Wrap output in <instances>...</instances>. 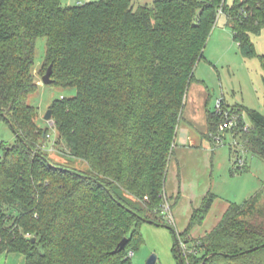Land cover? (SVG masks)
<instances>
[{
  "label": "trees",
  "instance_id": "obj_1",
  "mask_svg": "<svg viewBox=\"0 0 264 264\" xmlns=\"http://www.w3.org/2000/svg\"><path fill=\"white\" fill-rule=\"evenodd\" d=\"M224 14L243 57L257 56L251 36L264 30V0H0V114L17 134L0 158V257L25 264H132L143 245V219L172 227L160 215L189 88L210 34ZM47 40L43 71L53 86L75 89L53 102L62 155L87 163L82 172L54 163L48 129L29 98L38 38ZM264 84V55L259 57ZM245 111L237 133L264 161V115ZM224 111H231L223 103ZM243 116V115H242ZM224 119L207 113L209 133ZM237 173L245 167L236 168ZM235 174L234 170L231 172ZM110 193V194H109ZM264 181L243 204L231 203L218 226L198 240L216 196L195 210L173 253L183 264H264ZM175 230V229H174ZM128 239L127 245L119 244Z\"/></svg>",
  "mask_w": 264,
  "mask_h": 264
},
{
  "label": "rangeland",
  "instance_id": "obj_2",
  "mask_svg": "<svg viewBox=\"0 0 264 264\" xmlns=\"http://www.w3.org/2000/svg\"><path fill=\"white\" fill-rule=\"evenodd\" d=\"M91 1L99 0H61L63 6H76ZM136 7L152 5L158 0H132ZM236 0H227L232 6ZM242 1V0H241ZM257 56L247 59L242 56L239 45L235 42L232 30L227 26V18L221 14L216 27L210 34L204 51V58L197 64L184 109L183 119L179 126V134L183 130L192 131L202 141H205L210 150H215L214 167L208 169L204 177L213 185L212 193L218 192L221 197L236 204H243L252 198L262 188L264 181V161L247 152L243 145L242 135L227 133L222 144L217 145L209 140L207 113L216 111L217 103L222 101L230 107V116H240L251 126V121L242 108L258 111L264 115V84L262 81V66L259 57L264 55V30L258 35L251 36ZM47 40L43 37L36 42L35 62L33 74L38 90L30 96L29 104L38 110V125L48 129V138L45 148L50 159L57 164H67L73 169L87 172L89 166L81 160L71 159L62 155L64 147H55L58 136L54 128V122L45 119L47 112L54 101L76 96L75 89H63L61 87L46 85L43 77L46 70L43 66L46 58ZM243 115V116H242ZM17 137L7 122L0 117V158L4 156L5 149L16 143ZM179 139L176 140L178 147ZM178 156L175 153L172 160ZM244 161L245 171H235L237 163ZM234 170L235 174L231 172ZM213 171V172H212ZM170 178L169 171L166 180V191L179 186L181 178ZM204 181V179H203ZM171 184H170V183ZM182 198V197H181ZM172 205V200H168ZM180 201V199H179ZM264 204V197L262 198ZM177 233L179 228L174 223ZM144 243L134 253L132 264H148L152 256L157 257L156 264H179L175 258L173 249L176 244L174 234L167 228L157 227L144 223L141 226Z\"/></svg>",
  "mask_w": 264,
  "mask_h": 264
},
{
  "label": "crops",
  "instance_id": "obj_3",
  "mask_svg": "<svg viewBox=\"0 0 264 264\" xmlns=\"http://www.w3.org/2000/svg\"><path fill=\"white\" fill-rule=\"evenodd\" d=\"M204 138L199 141V138L187 129L183 130L182 135L178 131L176 138V140L179 139L178 147L176 146L178 156L175 158L177 160H171L170 162L169 175L172 179L175 177L176 179L181 178V180H178L179 186L172 187L170 192L166 191V197L168 200H172V205L174 204L172 215L180 234L188 229L194 211L200 209L205 197L210 192L212 193L214 187L204 177L207 175L208 169L214 167L216 151L210 150ZM209 140L212 139L209 138ZM214 195L216 199L204 222L190 231V240H198L213 231L223 219L231 203H233L221 197L216 191ZM25 263L26 258L22 254H5L0 257V264ZM222 264L229 263L224 262Z\"/></svg>",
  "mask_w": 264,
  "mask_h": 264
},
{
  "label": "built area",
  "instance_id": "obj_4",
  "mask_svg": "<svg viewBox=\"0 0 264 264\" xmlns=\"http://www.w3.org/2000/svg\"><path fill=\"white\" fill-rule=\"evenodd\" d=\"M216 111L219 114L224 115V119L221 122V124L219 125L218 131L216 132V134L211 135V139L217 145H219V144L223 143V140L225 139L227 133H232L235 135L237 133V130L242 129V127H240V121H239L240 116L239 117L238 116H230L228 114L229 111L223 110V102L222 101H219L217 103ZM248 129H249V127L247 126V124H245L243 126V130L247 131ZM242 167H245V163H244V161L239 160V163H237L236 168H242ZM160 215L162 216V218L166 221V223L168 225L174 226V218L172 215V206L168 200L163 205ZM180 245H181L182 250L184 252H186L187 251L186 246L183 243H181Z\"/></svg>",
  "mask_w": 264,
  "mask_h": 264
},
{
  "label": "water",
  "instance_id": "obj_5",
  "mask_svg": "<svg viewBox=\"0 0 264 264\" xmlns=\"http://www.w3.org/2000/svg\"><path fill=\"white\" fill-rule=\"evenodd\" d=\"M52 74H53V68L52 66H50L46 72V74L44 75L43 77V81L46 85H52L53 84V80H52ZM0 117H4L3 114H0ZM45 119L48 121V122H51L52 120V110L49 109V111L47 112L46 116H45ZM11 129L13 130L14 134L17 136L15 130L11 127ZM110 194V193H109ZM143 221L147 224H151V225H154V226H157V227H160V225L154 223L153 221H150V220H146V219H143ZM164 228H167L169 229L173 234H174V237H175V242L177 245H180V242L177 238V235H176V231L172 228V227H164ZM128 243V239H124L120 244H119V249H123ZM157 262V257L154 255L150 258V260L148 261V264H156ZM179 264H183V261L182 259L180 258L179 260Z\"/></svg>",
  "mask_w": 264,
  "mask_h": 264
}]
</instances>
